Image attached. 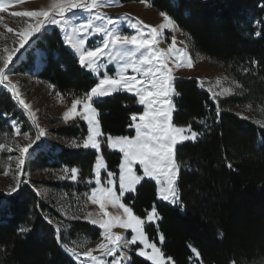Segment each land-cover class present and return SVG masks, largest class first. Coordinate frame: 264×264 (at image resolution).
Masks as SVG:
<instances>
[{"label": "trees", "instance_id": "trees-1", "mask_svg": "<svg viewBox=\"0 0 264 264\" xmlns=\"http://www.w3.org/2000/svg\"><path fill=\"white\" fill-rule=\"evenodd\" d=\"M144 1L166 12L187 35L191 51L219 65L240 87L216 102L197 80L174 81L172 122L179 127L191 125L192 131L200 133L196 140L175 147L179 203L157 200L156 184L148 179L125 194L122 202L142 218L155 205L162 219L145 230L175 264H264V126L235 113L247 106L264 109V0ZM41 41L46 58L38 78L53 85L66 100L95 86L96 78L63 46L58 31L44 34ZM23 64L33 67L31 59ZM93 106L103 136H132L131 116L142 113L136 97L120 91ZM2 111L10 113L0 104ZM4 127L0 115V135ZM56 133L63 139L85 138L87 129L78 121L57 128ZM101 149L106 170L118 177L121 154L111 152L105 143ZM95 159L96 153L89 148L61 147L40 167L52 168L58 161L75 167L85 181L93 178ZM6 201L0 215V264H75L55 238L47 221V204L34 188L20 185ZM21 228L29 230L21 233ZM74 228L92 241L100 237V230L86 221L75 222ZM192 248L199 252L198 259ZM129 264L151 263L132 254Z\"/></svg>", "mask_w": 264, "mask_h": 264}, {"label": "rangeland", "instance_id": "rangeland-1", "mask_svg": "<svg viewBox=\"0 0 264 264\" xmlns=\"http://www.w3.org/2000/svg\"><path fill=\"white\" fill-rule=\"evenodd\" d=\"M5 4V9L0 11V49L5 45L9 48H19L18 36L16 33L24 30L28 23H33L34 18L16 17L12 15V13L38 10L42 7H46L49 4V0H5ZM100 11L115 22V26L119 28L123 35H136L138 32H141L143 34L142 38H151L149 36L151 30L145 26L150 25L159 28V26L164 23L163 17L160 15L161 12L154 10L151 5L144 0L128 3H121L120 0H107V6L101 8ZM74 13L75 15L68 14L69 19L67 24H48L40 32L34 34L23 48H19V51L16 52L9 66L11 69L10 72H8L9 79L18 86L19 92L21 93L20 98L24 99L25 102L30 105L31 111L35 113V122H33L28 111L19 105L18 100L13 97V93L5 85L0 84V104L10 109V113L6 111L0 112L5 122L4 130L2 135H0V144H5V148L0 149V215L7 207L6 197L18 190L19 187L17 188V184H19V186H31L40 195L42 202L47 204L45 212L50 216L47 218V221H51L50 224L53 227L55 238L63 251L75 262V264H90L89 258L82 255V253L87 249H97V245L104 241L103 229L99 224L91 223V220H102L106 217H103L99 205L93 204L91 200L88 199V196L91 195V190L93 188H103L107 186L113 187L116 194L120 195L119 176H114V185H107L109 172L106 170V163L101 145L105 143L111 152H119L121 154V161L123 159V153L120 152L119 147L112 148L108 145V136H100V148L93 149L89 147V149L96 153V159L93 167V178L85 181L79 179L78 172L77 178L75 180L71 179L72 168H68L58 161L54 163L52 168L40 167L44 161L48 163L61 147L85 148L83 147V141L88 136L89 125L83 118V115L68 120L64 119V113L71 107L72 99L66 100L61 93L55 90L53 85L43 81L36 75L45 66L46 55L44 48L40 46L42 42L41 39L44 34L54 29L59 32L63 46L73 53L79 63L78 54L65 43V35L71 32L73 28L86 23L90 15H95V10H92L91 14L84 10H74ZM137 20L143 21V25L137 24ZM104 23L105 20L103 19L95 21L96 25H103ZM132 24H137V28L131 27ZM108 27L112 28L113 25H108ZM8 28L13 29V32H8ZM77 35L83 36V33H78ZM173 37L175 38V49H179L180 52L177 53L173 50L169 53L168 63L169 66L173 68L172 75L175 77L172 82V87L174 81L178 79H195L202 88L210 93L211 97L212 92L217 93V98L214 99L216 102L220 98L236 92V83H233V80L223 72L219 65H215L201 55L191 51L190 41L187 35L183 34L177 27L159 29L156 46L160 49H169V46L173 44ZM102 40L103 37L101 34L89 35L86 38L85 46L95 48L102 44ZM14 41H16V43H14ZM185 53H187V55H185ZM189 56L193 61V67L175 66V61L177 59L184 60L186 65ZM29 59L33 62V67L31 69H28L23 64V61ZM129 59V57L125 56L124 59L117 58V60L110 61L109 57L105 55L98 61L100 65L98 72H93L88 68L80 66L84 70L90 72L92 76L96 78L97 83H99V80L102 79L105 74L114 78L117 77V74L121 71V65ZM134 59H138V54ZM143 71L144 68L142 67V72ZM125 75H136L137 78H140L141 74L128 68ZM217 80L220 81L219 84L216 83ZM201 82H203V84ZM209 88L212 89L211 92ZM226 88H232L234 91L229 94L220 95L222 90ZM118 91L135 96L138 103L139 98L134 92H128L123 89ZM81 96H83V94ZM174 96L175 92L171 95V103L173 105ZM7 97H9L10 101ZM103 98L104 97L99 99L94 98L93 103ZM139 105L142 107L143 112L145 106ZM77 108L80 110V105H78ZM235 113L259 126H264V109H252L250 106H247L236 109ZM138 116L139 115H137V117ZM96 119L98 120V114ZM14 121L17 122L19 134H17L16 127L13 126ZM78 121L84 122L86 126L87 134L85 138L63 139L57 135V128ZM206 122L207 121L204 120L203 124L208 126ZM131 124H133V121ZM37 125H39V128H37ZM39 129H43L45 134L40 136L39 139H36ZM129 129L133 131V134L132 136L126 135V137H134L136 135L135 127L133 126ZM189 134L188 132L185 133V135ZM25 145H31V147L26 154L24 164L20 165V149ZM9 149H11V151H9ZM9 157H11V159H9ZM98 157H102V163L105 165V167L99 170V176H97L96 171V161ZM66 169L67 171H65ZM134 171L137 175H143V170L138 164L134 166ZM97 179L100 181L99 185L96 183ZM144 179L151 180L156 184L157 200L166 202L169 205L177 204L159 198L157 182L147 177ZM138 185H136V188ZM13 188H16V191H12ZM127 193L132 192H125L124 195ZM97 195H99V193H97ZM123 196L121 197V202ZM106 210L112 215L123 214L122 209L118 206L113 207L111 204L106 205ZM77 221H86L90 225L98 228L100 230L99 239L92 241L87 234L75 229L74 224ZM156 222L152 224H156ZM57 226L60 227L59 240L57 238ZM112 231L121 234L127 240H131L133 235L130 229L125 230L119 226L114 227ZM63 244H67L70 248L74 247L76 253L79 255H73L71 252L67 251L62 246ZM139 247H143L139 242L130 245L129 249L126 250L127 260L122 258L120 264H129L132 254L152 264L146 257L138 255L136 249ZM145 250L151 252V249ZM92 255L100 256L101 251H93ZM194 258L198 259L195 254ZM112 259L113 257L111 256H104V264H110ZM166 264H169V262L166 261Z\"/></svg>", "mask_w": 264, "mask_h": 264}, {"label": "snow or ice", "instance_id": "snow-or-ice-1", "mask_svg": "<svg viewBox=\"0 0 264 264\" xmlns=\"http://www.w3.org/2000/svg\"><path fill=\"white\" fill-rule=\"evenodd\" d=\"M105 6H107V0H49L46 7L38 10L12 13L16 17L34 18L33 23H28L24 30L16 33L18 45L19 48H23L34 34L40 32L48 24H67L68 14L75 15L74 10H84L90 14L92 10H95V15H90L86 23L73 28L71 32L65 35V43L78 54L80 65L93 72H98L100 67L98 61L105 55L109 57L110 61L117 60V58L124 59L125 56L130 58L121 65V71L117 74V77L114 78L105 74L90 91L84 93L83 96L73 98L71 107L64 113L65 120L83 115L89 125L88 136L83 141V147L99 149V137L103 133L100 131L99 121L96 119L97 113L93 107L94 98L99 99L123 89L134 92L139 98L138 103L145 106L144 111L138 117L136 114L131 116L133 124H130L129 127H135L136 135L134 137H112L111 135L107 137L108 145L112 148L119 147L120 152L123 153V159L119 164L120 195H117L111 186L91 190L88 199L93 204H98L103 217H106L102 220L93 219L91 223L99 224L103 229L104 241L97 245V249H87L82 255L89 258L90 264H104V256L113 257L110 264H120L122 258L127 260L126 250L129 249L130 245L139 242L143 247L136 249L138 255L146 257L152 264H166V261L169 264H175L171 256L166 257L161 248L157 247V244L148 238L145 230L146 225L162 219L155 205L152 206L151 211L146 210V216L142 218L134 213L132 207L122 203L121 197L125 192H134L136 185L147 177L157 182L159 198L172 203H179L176 180L180 165L176 160L174 148L178 143L186 140H196L200 133L192 131L191 125L179 127L172 122V112L175 106L171 103V95L174 93L172 82L175 77L172 75L173 68L169 66L168 60L171 51L175 50L179 53L180 50L175 49L174 37L173 44L167 50L160 49L156 45L159 29L174 28L176 24L166 12H161L160 15L163 17L164 23L159 28L150 25L145 26L150 28L149 36L151 38H142L143 34L141 32L136 35H123L119 28L115 26V22L100 11ZM5 7V0H0V11L4 10ZM101 19L105 20V23L96 25L95 21ZM143 23V21L137 20V24L143 25ZM137 24H132L131 27L137 28ZM108 25H113V27L109 28ZM7 31L13 32V29L8 28ZM78 33H83V36L77 35ZM95 34L102 35V44L95 48L86 47L87 36ZM256 35H260V33L257 32ZM19 48H9L5 45L0 49V84L5 85L13 93V97L18 100L19 105L28 111L33 122H35V113L31 111L30 105L20 98L21 93L18 86L9 79L8 75L11 70L9 66ZM137 54L138 59H134ZM175 66L191 68L193 67V61L189 56L185 65L184 60L177 59ZM142 67L144 68L143 72ZM128 68L140 73V78H137L136 75L126 76L125 73ZM245 70L247 71V69ZM201 83L203 84V82ZM216 83L219 84L220 81L217 80ZM233 83L236 82L233 81ZM236 87H240V85L236 84ZM209 91L211 92L212 89L209 88ZM233 91L232 88H226L222 90L220 95L229 94ZM212 98L216 99L217 93L212 92ZM78 105H80V110L77 108ZM217 116H219V111H217ZM13 126L16 127L17 134H19L17 122L14 121ZM37 128H39V125H37ZM186 132L190 134L185 135ZM44 134V130L39 129L36 139ZM30 147L31 145H25L20 149V165L24 164ZM4 148L5 144H0V149ZM137 164L142 168L143 175H137L134 171V166ZM103 167L105 165L102 163V157H98L96 161L97 176H99V170ZM228 167H232L231 163L228 164ZM77 172L78 170L75 167L71 169V179L75 180L77 178ZM114 176V173H108L107 185H114ZM96 183L99 185V179ZM18 187L19 184H17ZM12 191H16V188H13ZM107 204H111L113 207L118 206L123 210V214H110L106 210ZM117 226L125 230L130 229L133 233L131 240H127L119 233H114L112 229ZM28 230L21 228L20 232L23 233ZM56 230L59 240L60 227L57 226ZM159 240L163 242L164 236L162 234L159 236ZM62 246L73 255H79L74 247L70 248L67 244ZM145 249H151V252ZM96 250L101 251L100 256L92 255V252ZM191 250L199 257V252L195 248ZM232 264H236V262L233 261Z\"/></svg>", "mask_w": 264, "mask_h": 264}]
</instances>
